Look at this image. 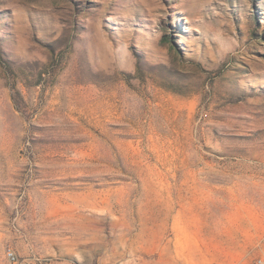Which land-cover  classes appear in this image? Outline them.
I'll return each mask as SVG.
<instances>
[{
	"label": "rangeland",
	"instance_id": "1",
	"mask_svg": "<svg viewBox=\"0 0 264 264\" xmlns=\"http://www.w3.org/2000/svg\"><path fill=\"white\" fill-rule=\"evenodd\" d=\"M7 248L264 260V0H0Z\"/></svg>",
	"mask_w": 264,
	"mask_h": 264
},
{
	"label": "built area",
	"instance_id": "2",
	"mask_svg": "<svg viewBox=\"0 0 264 264\" xmlns=\"http://www.w3.org/2000/svg\"><path fill=\"white\" fill-rule=\"evenodd\" d=\"M5 258L9 264H36V262H40L38 258L21 259L11 248L5 250ZM254 264H264V260L258 259Z\"/></svg>",
	"mask_w": 264,
	"mask_h": 264
},
{
	"label": "crops",
	"instance_id": "3",
	"mask_svg": "<svg viewBox=\"0 0 264 264\" xmlns=\"http://www.w3.org/2000/svg\"><path fill=\"white\" fill-rule=\"evenodd\" d=\"M226 257H227L226 259H230L231 261H233L232 264H245V262L247 261V256H244L243 253L240 254V252L238 256H226ZM54 264H64V263H54Z\"/></svg>",
	"mask_w": 264,
	"mask_h": 264
}]
</instances>
